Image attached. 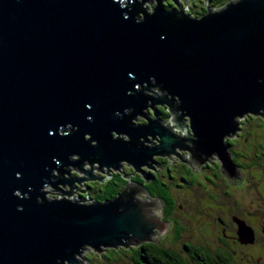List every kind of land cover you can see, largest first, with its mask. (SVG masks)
<instances>
[{
	"label": "water",
	"instance_id": "1",
	"mask_svg": "<svg viewBox=\"0 0 264 264\" xmlns=\"http://www.w3.org/2000/svg\"><path fill=\"white\" fill-rule=\"evenodd\" d=\"M173 1L0 0V264H79L85 247L127 248L165 228L136 197L139 182L102 201L48 199L45 184L69 196L74 182L101 181L92 169L125 161L146 180L155 155L198 165L213 152L231 185L243 180L222 138L235 116L264 118V0L199 18ZM155 105L177 127L186 116L193 135L143 115ZM69 166L84 177L64 178Z\"/></svg>",
	"mask_w": 264,
	"mask_h": 264
},
{
	"label": "flooded vegetation",
	"instance_id": "2",
	"mask_svg": "<svg viewBox=\"0 0 264 264\" xmlns=\"http://www.w3.org/2000/svg\"><path fill=\"white\" fill-rule=\"evenodd\" d=\"M143 115L160 119L166 126H170V122L174 120L165 105H155L154 110L147 107ZM234 120L238 122V130L232 136L224 135L222 142L231 163L243 174V180L235 185H231L219 171L221 160L216 152L212 153L210 161L198 165H189L181 159L177 163H170L168 161L172 158L171 155L153 157L152 168L145 169L148 176L146 183L150 187L156 178L162 182L158 189H161L163 194L152 196L146 187L140 185L153 199L149 201L152 203V206H149L150 215L164 223L165 228L162 231L154 230L150 240L146 242L161 244V240H158L159 235L168 231H172V236L176 232L179 234L178 238L181 237L182 230L192 228L191 218L195 216V212L201 213L199 202L202 203V200L206 199L210 202L209 211H206L205 215L201 213V220L195 226L197 227L195 231L183 235L181 241H172L178 245L177 252H181L177 257L180 260L190 257L193 247L202 246L208 248L211 255L223 253L227 264H264V118L258 114L244 113L242 117L235 116ZM145 122L146 119L142 117L134 123ZM170 130L179 136L193 135L186 116H183L182 127ZM147 140L152 144L157 142L152 137H147ZM185 151L180 150L179 156L188 160L190 152ZM83 164L89 165L87 161ZM123 168L121 172L127 175V181L132 184L137 183V180L131 178L132 175L142 177L139 172L128 169L125 172ZM67 169L69 173H63L64 178L74 175L75 167L69 166ZM55 173L57 171L53 170V174ZM197 174H203V178L196 177ZM97 175L99 176L98 173ZM85 186L87 188V184ZM192 186H197L199 192H202L196 202L184 196L180 197L177 192L183 193ZM185 201L195 208L187 207ZM156 207H159V210H155ZM179 214L181 217H176ZM182 219L185 223L180 222ZM186 244L189 246L184 251L183 246ZM139 245L141 243L133 244L131 247ZM81 255L82 259H88L87 254ZM82 259L78 255L76 260L82 262Z\"/></svg>",
	"mask_w": 264,
	"mask_h": 264
},
{
	"label": "trees",
	"instance_id": "3",
	"mask_svg": "<svg viewBox=\"0 0 264 264\" xmlns=\"http://www.w3.org/2000/svg\"><path fill=\"white\" fill-rule=\"evenodd\" d=\"M222 1L224 0H221L219 2L220 5L223 4ZM196 2H194L195 6H196ZM162 4L168 10L178 8L177 4L173 0H162ZM206 11H207V6L204 5L203 7L200 8V12H198L197 15H193V16L198 17L202 14L201 12H206ZM143 169L144 171H146L144 167ZM98 174L101 177V181L99 180H94L92 182L85 181V184H87V188L85 186L86 192H79L80 194L78 193L77 195H81L82 198L87 197L89 199H95L97 201L106 200L109 198H113L123 188V186L127 181V178L123 176V172H121V170L110 171V174L108 173V175L102 172ZM131 178H133V180L134 179L137 180V182L139 183L141 182L140 184L146 187L150 195L159 196L160 194H163L161 189H158L161 186L162 182H160L156 178L153 179L150 187L147 186L146 180L144 179L143 176L138 177L132 175ZM173 236H172L173 242L181 241V237L178 238L179 234H177L176 232L175 234L173 233ZM177 246L178 245L170 246L169 244L168 245L158 244L156 242L149 243L146 241L142 242L141 245L135 248L129 246L128 250L130 252V257H129L131 260L130 264H227L226 256L223 253H215L211 255L209 249L202 246L193 247L191 256L180 260L177 257L178 256L177 254H181V252H177L176 249ZM188 246L189 245L187 244L183 246L184 251L186 250V248H188ZM124 248L126 247L120 246L118 247V249L112 247L109 248L105 247L103 248L104 250L102 251V254L106 259H108L109 256L107 254H109L110 252L118 253L119 249L122 250ZM100 252L101 251L97 253L96 251L97 254L95 252L92 253L99 255ZM87 257L89 259V256ZM90 264H97V263L91 262Z\"/></svg>",
	"mask_w": 264,
	"mask_h": 264
},
{
	"label": "rangeland",
	"instance_id": "4",
	"mask_svg": "<svg viewBox=\"0 0 264 264\" xmlns=\"http://www.w3.org/2000/svg\"><path fill=\"white\" fill-rule=\"evenodd\" d=\"M177 1H178V4L181 5V8H182V10L185 13H188L189 16H191V17H195L193 15H197V13L200 12V8L203 7L204 5L207 6V7H209L210 10H212V11H217V10L221 9L222 7H224V5L229 0L222 1L223 2L222 5H220V3H219L221 0L220 1L219 0H194V2H196V1L198 2V3L196 2V6H195V3L193 2V0H177ZM192 4H193V6H192ZM201 13L204 14L205 12H201ZM201 16L202 15L198 16V18L201 17ZM142 111H145V109H142ZM142 117L143 116H141L139 114H136L135 117H134V119H132V121L133 122H138V119H141ZM167 118L169 119L170 117H167ZM174 122L175 121L172 120L170 122L171 123L170 126L172 128H174V129H177L178 130V128H180V127L175 126ZM119 136L121 138L127 139V135H125V134H121ZM147 137L151 138V136H149V135H147ZM185 152L188 153L187 150ZM171 157L172 158H170V160L168 161L170 163H177V161L180 160V158H178L175 154H171ZM174 160H175V162H173ZM121 163H122V167H119L118 170H121L124 166H125V168H123V169L125 171H126V169H128L129 171H131L133 169L132 168V165H127L126 162H121ZM97 165H98L97 163H94V168H97ZM83 167L86 168V169H89L90 168V165L84 164ZM143 167L145 169L148 168L146 165H143ZM111 170L112 171H114V170L117 171V169H113V168H111ZM73 173H74L75 176H78V177H82L83 176L84 177V173L82 171L76 169V168L73 170ZM92 173L97 175V173H100V171L99 170H96V169H92ZM55 174H57V176H58V172L55 173ZM67 176H69V175H67ZM196 177L203 178V174H197ZM80 185H81V188L78 191H76L75 193H73V194H71L69 196L61 193L60 191H58L56 189H54L49 184L43 186L42 190H43V192H45V196H47V197H53V196H55L56 198H63V197H65L67 199H71V197L77 198L78 197V195H77L78 192H86L85 181H81L80 184L77 183V182H74L73 187H77L78 188V187H80ZM58 186L63 191L64 190L66 191V190L69 189V186L67 184H64V186H62L61 184H58ZM208 188H210L209 185H208ZM177 192H178V194H180V197L184 196V198H188V199H190V200H192L194 202H196L198 200V198L200 197V194L202 193V192L201 193L199 192V190L197 189V186H192L189 189H185L183 191V193H182V191H177ZM135 195H136V197H138L141 200L148 201V202L149 201H153V199L151 197H149L146 194L145 191H138V192H136ZM185 204L189 208H195V207H191L188 204V202H186V201H185ZM199 204H201L199 206L200 209H201L200 210L201 213H203L205 215L206 211L207 212L209 211L208 205H210V202H208L206 199H204V200H202V203L199 202ZM156 209L159 210V207L158 208L156 207L155 210ZM201 213H196L195 212V216L191 218V224L193 226H192V228H189L186 231H183L182 230V232L180 234V235H182L181 236L182 238H183V235L187 234L188 232H190V231L194 232L195 231V228H197L195 226L197 224H199V222L201 220ZM170 215L173 216L172 214H170ZM176 217L180 218L181 215L179 214ZM180 222L185 223V221L183 219ZM171 232L172 231H168L167 233H162L161 235H159V237H158L159 239L158 240H161V244H165V245H168L169 244L170 246H175L176 245V243H173L172 242V239H171L172 233ZM118 247H120V246H118ZM118 247H117V249H118ZM107 248H109V247H107ZM128 248L129 247L124 248L122 250L119 249L118 253L110 252L109 254H107L109 256V258L106 259L104 257V255L102 254V251L103 250L100 252L99 255H96L98 252L96 253V250H94L92 247L88 246V247H86L84 249V251L82 253H83V255L84 254H87V256H89V259H86V260L85 259H82V255L79 256V258L81 257L82 264H90L91 262L92 263H97V264H130L131 260L129 258L130 257V252H129ZM92 252H95L96 254H94ZM77 257H78V255H77Z\"/></svg>",
	"mask_w": 264,
	"mask_h": 264
},
{
	"label": "bare ground",
	"instance_id": "5",
	"mask_svg": "<svg viewBox=\"0 0 264 264\" xmlns=\"http://www.w3.org/2000/svg\"><path fill=\"white\" fill-rule=\"evenodd\" d=\"M121 135V134H120ZM122 162H125V161H122ZM112 168V167H111ZM142 169H143V165H142ZM144 173H146V171H144ZM45 185H47V184H45ZM45 185H43V186H45Z\"/></svg>",
	"mask_w": 264,
	"mask_h": 264
},
{
	"label": "clouds",
	"instance_id": "6",
	"mask_svg": "<svg viewBox=\"0 0 264 264\" xmlns=\"http://www.w3.org/2000/svg\"><path fill=\"white\" fill-rule=\"evenodd\" d=\"M181 6V5H180ZM182 9V8H181ZM47 197V196H46ZM48 199H51V197H47Z\"/></svg>",
	"mask_w": 264,
	"mask_h": 264
},
{
	"label": "built area",
	"instance_id": "7",
	"mask_svg": "<svg viewBox=\"0 0 264 264\" xmlns=\"http://www.w3.org/2000/svg\"><path fill=\"white\" fill-rule=\"evenodd\" d=\"M54 197V196H53ZM52 198V197H51Z\"/></svg>",
	"mask_w": 264,
	"mask_h": 264
}]
</instances>
